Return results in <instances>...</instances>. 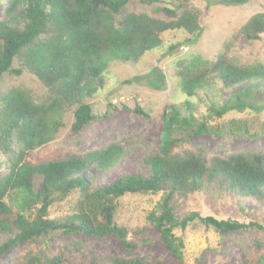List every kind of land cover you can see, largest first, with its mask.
<instances>
[{"label": "trees", "instance_id": "trees-1", "mask_svg": "<svg viewBox=\"0 0 264 264\" xmlns=\"http://www.w3.org/2000/svg\"><path fill=\"white\" fill-rule=\"evenodd\" d=\"M217 1L243 6L250 0ZM133 2L174 18L165 21L151 13L124 14ZM0 8V82L5 75L19 77L28 72L45 88L39 97L18 88L3 93L0 88V155L7 157V162H0V169L7 168L0 174V261L11 246L25 242L29 249L19 256L20 264H67L66 246L54 250L50 245L56 234L115 235L131 251L136 243L128 239L129 228L117 220L120 199L161 194L146 219L162 233L173 255L182 258L185 247L183 238L174 233L177 229L185 231L201 224L220 235L256 229L263 233L253 237L260 251L256 262L264 264V220L244 222L197 212L180 216L176 210L177 200L203 196L234 207L239 201H251L264 213L261 152L238 151L205 159L183 145L194 135L218 132L208 122L214 118L264 108L263 64L236 65L225 53L211 61L199 58L182 64L179 76L186 100L167 106L160 149L146 160L151 176L126 175L97 188V174L113 169L125 155L121 144L110 142L105 148L44 160H37L33 152L55 139L68 112L73 114V134L99 119L87 99L104 87L110 63L136 62L146 52L161 48L156 33L160 27H184L196 37L202 31L198 14L181 0H0ZM240 33L249 42L261 40L264 12L249 18ZM16 61L18 68L14 67ZM216 84L224 91L240 89L222 104L210 103L208 113L200 114L194 98ZM134 109L144 115L139 105ZM240 211L246 212L242 207ZM92 264L163 263L116 255Z\"/></svg>", "mask_w": 264, "mask_h": 264}, {"label": "rangeland", "instance_id": "rangeland-1", "mask_svg": "<svg viewBox=\"0 0 264 264\" xmlns=\"http://www.w3.org/2000/svg\"><path fill=\"white\" fill-rule=\"evenodd\" d=\"M181 2L198 14L202 31L195 37L184 27H160L156 33L162 42L161 48L146 52L136 62L110 63L104 73V87L87 99L99 119L91 121L80 133L73 134L70 129L73 114L68 112L64 117L65 126L55 139L33 152L37 160L85 153L117 142L124 148L125 155L113 169L97 174L95 186L104 187L126 175L148 178L151 171L146 160L160 149L163 115L167 106L171 103L182 104L186 100L180 85L179 70L182 64H189L199 58L201 61H211L225 53L236 65L247 66L257 62L264 65V35L261 40L249 42L240 33L249 18L264 12V0H250L243 6H226L217 0H189V4L187 0ZM2 9L0 19H3ZM123 13H151L165 21L174 18L171 14L164 11L160 13L155 7L139 2L130 3ZM189 39L193 40L191 44L186 43ZM180 42L182 45L169 51V46ZM19 66L16 61L14 67ZM0 88L3 93L13 88L27 90L35 97L45 93V88L28 72L19 77L5 75ZM239 89L240 86L232 91H224L216 84L209 90L199 92L193 102L198 105L200 114L206 115L210 103L222 104ZM137 105L144 115L135 111ZM208 122L213 128H219V133L194 135L185 139L183 145L205 159L211 155L225 157L238 151H259L264 157V108L259 112L247 110L231 113ZM0 162H7V157L0 155ZM6 169H0V174ZM92 172L96 174L94 170ZM160 197L161 194H134L120 199L117 220L129 228L128 239L136 243L131 251H127L115 235L97 238L81 233L73 236L56 234L51 238L50 245L54 250L59 245L66 246L70 261L67 264H92L93 260L116 255H133L150 262L160 260L163 264H257L260 251L253 243V237L263 233L256 229L232 231L226 235L217 234L213 229L207 230L201 224L185 231L177 229L174 233L183 238L185 247L182 258L173 255L162 233L146 219ZM214 201L208 197L192 196L177 200L176 210L180 216L197 212L202 216L233 217L244 222L264 220V213L258 211V204L251 201H239L240 207L228 202L216 204ZM241 207L245 213L240 211ZM28 249L29 244L25 242L11 246L3 254L0 264H20L19 256Z\"/></svg>", "mask_w": 264, "mask_h": 264}]
</instances>
